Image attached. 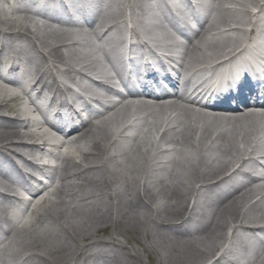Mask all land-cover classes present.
I'll list each match as a JSON object with an SVG mask.
<instances>
[{"label":"bare ground","instance_id":"obj_1","mask_svg":"<svg viewBox=\"0 0 264 264\" xmlns=\"http://www.w3.org/2000/svg\"><path fill=\"white\" fill-rule=\"evenodd\" d=\"M150 1L85 0L97 9L91 20L99 18L84 31L63 28L69 18L59 12L58 24L39 22L24 0H0V174L12 180L0 178V220L8 224L0 264H264V179L255 173L244 180L241 171L264 152V140L257 143L264 138L261 108L225 115L168 95L175 98L112 103L86 122L82 98L66 117L44 109L36 115L20 100L33 87L37 97L51 91L58 99L78 83L105 102L98 87L108 91L111 75L100 59L118 61L114 52L126 33L154 49L175 41L166 29L174 12L169 5L152 10ZM204 8L201 30L184 46L181 74L241 56L251 40L243 26L264 11V0H212ZM87 75L106 82L81 84ZM136 115L135 127L121 123ZM45 123L69 131L60 139ZM150 133L161 134L151 142ZM82 139L89 140L84 147ZM51 159L46 173L59 181L48 191L21 165L34 171L38 160Z\"/></svg>","mask_w":264,"mask_h":264},{"label":"rangeland","instance_id":"obj_2","mask_svg":"<svg viewBox=\"0 0 264 264\" xmlns=\"http://www.w3.org/2000/svg\"><path fill=\"white\" fill-rule=\"evenodd\" d=\"M216 15H218V13H215ZM100 65H102V64H100ZM23 99V98H22ZM22 99H20V100H22ZM19 102V101H18ZM20 103V102H19ZM166 116L165 115H160L159 117H158V122H162L164 119H166L165 118ZM133 118H137V115L136 116H134ZM132 117H129L128 119H125V120H123V121H121V123L122 124H127L128 122H130L131 121V119H133ZM118 123H116V125L114 126V128L112 129L113 130V133L118 129V125H117ZM118 126V127H117ZM145 126V125H144ZM142 124H140V127L141 128H143L144 127ZM162 127H163V125H162ZM161 130H163V128L161 129ZM158 132V131H157ZM158 134V135H157ZM157 137H159V133H150L149 134V141H154V140H156L157 139ZM89 142V140L88 139H82L79 143H78V145H80V146H82V147H84L87 143ZM124 145H126V144H124ZM77 146V145H76ZM164 146H166V145H164ZM79 154V156L81 155L80 153H78ZM216 253V252H215ZM219 252H217L215 255H217ZM141 255H142V257H143V259H144V261L145 262H149V256L147 255V253H141ZM150 258L151 259H153V256L152 255H150ZM213 262V259L212 260H209V261H207L205 264H211ZM146 264H148V263H146ZM229 264V263H228Z\"/></svg>","mask_w":264,"mask_h":264}]
</instances>
